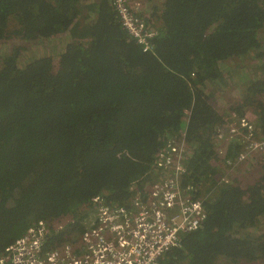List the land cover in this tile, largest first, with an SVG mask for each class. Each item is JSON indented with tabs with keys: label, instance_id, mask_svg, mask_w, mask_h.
I'll return each instance as SVG.
<instances>
[{
	"label": "trees",
	"instance_id": "obj_1",
	"mask_svg": "<svg viewBox=\"0 0 264 264\" xmlns=\"http://www.w3.org/2000/svg\"><path fill=\"white\" fill-rule=\"evenodd\" d=\"M142 1L154 53L110 0H0V42L36 52L0 49V259L39 221L65 224L56 239L72 242L95 195L129 204L169 143H183L182 184L208 215L160 264H264V153L219 184L218 163L242 146L216 136L236 113L264 138V0Z\"/></svg>",
	"mask_w": 264,
	"mask_h": 264
},
{
	"label": "built area",
	"instance_id": "obj_2",
	"mask_svg": "<svg viewBox=\"0 0 264 264\" xmlns=\"http://www.w3.org/2000/svg\"><path fill=\"white\" fill-rule=\"evenodd\" d=\"M110 1L131 38L144 53H154L157 32L139 13L142 0ZM223 119L216 135L220 146H242L236 159L218 163L225 173L219 184L233 185L235 169L252 153H264V138H256L258 129L252 115L231 113ZM218 150L224 159L226 150ZM188 154L183 143H169L154 164L147 193L132 188L134 199L125 205L95 195L88 203L90 221L82 223L84 227L70 243L56 239L65 231V224L39 221L6 249L0 264H160L168 252L180 247L184 234L203 226L208 215L194 188L182 184L188 174L184 165Z\"/></svg>",
	"mask_w": 264,
	"mask_h": 264
},
{
	"label": "rangeland",
	"instance_id": "obj_3",
	"mask_svg": "<svg viewBox=\"0 0 264 264\" xmlns=\"http://www.w3.org/2000/svg\"><path fill=\"white\" fill-rule=\"evenodd\" d=\"M99 0H83V4H82V6L83 7H85V6H87L88 4H90V3H92V2H98ZM156 2L158 3H160L161 2V0H156ZM142 3H143V6L145 5V2H143L142 1ZM146 6V7H145ZM144 6V8L142 9V11L145 13V12H149V10L152 8L150 5H148L147 4V2H146V5ZM142 11H140L139 13H141ZM16 29L17 27L16 26H12V28L10 29L11 31H12V29ZM49 42V41H48ZM41 44H43V43H41ZM22 45V47L25 49V51L27 52V49L29 50V51H31L32 53H34V54H36V52H34V48H33V44L32 43H23V41L20 39V38H17V37H11V38H9V39H6L5 41H2V42H0V49L2 50V51H9V50H11V49H13V48H16V47H18V46H21ZM45 46V45H44ZM46 47V46H45ZM41 48H43V46H41ZM37 52L39 53V54H43V53H41L40 52V44L37 46ZM247 64H251V62H250V60L247 62ZM240 66H238L237 68H239ZM254 69H252V71H253ZM258 74V73H257ZM261 76H264V71H263V73L261 74ZM248 115H250V114H248ZM256 118V117H255ZM256 123H257V118H256ZM244 172V170L242 171V173ZM90 221V218L88 217L86 220H85V222L83 223V224H85V223H88ZM83 224H81L80 226H81V228H83L84 227V225Z\"/></svg>",
	"mask_w": 264,
	"mask_h": 264
},
{
	"label": "crops",
	"instance_id": "obj_4",
	"mask_svg": "<svg viewBox=\"0 0 264 264\" xmlns=\"http://www.w3.org/2000/svg\"><path fill=\"white\" fill-rule=\"evenodd\" d=\"M145 5H146V2H145ZM145 5H144V6H145ZM144 6H143V8H144ZM145 7H146V6H145ZM141 14H144L143 11L141 12Z\"/></svg>",
	"mask_w": 264,
	"mask_h": 264
}]
</instances>
